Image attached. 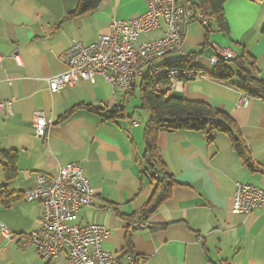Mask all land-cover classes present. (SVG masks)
I'll return each mask as SVG.
<instances>
[{"label":"crops","instance_id":"0c3cea01","mask_svg":"<svg viewBox=\"0 0 264 264\" xmlns=\"http://www.w3.org/2000/svg\"><path fill=\"white\" fill-rule=\"evenodd\" d=\"M77 2L0 0V264H67L64 256L43 259L32 247L21 245L20 236L33 231L41 215L39 202H27L21 193L35 186L37 174L53 178L59 166L71 162L81 166L93 197L70 223L106 227L102 247L116 257L117 264H125L127 255L141 264H264V208L248 214L234 210L237 182L264 187V100L241 92L237 77L220 82L197 74L168 92L227 114L256 170L244 165L224 133L209 142L200 131H161L158 152L175 184L170 197L147 219H140L138 213L155 188L141 173L149 112L141 107L140 78L128 94L118 90L115 95L100 75L94 83L79 81L56 93L49 91L47 80L65 70L60 55L72 39L93 43L109 31L113 20L143 13L146 4L102 0L95 10L68 18ZM223 15L226 32L210 22L207 35L205 28L191 23L184 52L156 64L195 54L193 63L199 72H211L213 44H218L231 49L233 58L248 52L257 76L264 80V0H227ZM163 31L160 21L158 28L138 39H157ZM14 54L20 56L21 65ZM85 105L116 109L118 116L108 120ZM36 111L52 120L46 138L34 135ZM3 151L15 155V175L8 180L3 169L8 156ZM141 221L147 227L131 226Z\"/></svg>","mask_w":264,"mask_h":264},{"label":"built area","instance_id":"2783aa9c","mask_svg":"<svg viewBox=\"0 0 264 264\" xmlns=\"http://www.w3.org/2000/svg\"><path fill=\"white\" fill-rule=\"evenodd\" d=\"M146 10L127 20H113L109 31L98 36L95 42L84 45L72 39L61 53L60 59L65 70L47 80L48 89L56 93L66 86H74L79 81L95 82L102 76L112 87L128 94L136 78L144 75L147 68L155 90L178 89L181 82L196 75L185 68L153 67L155 63L171 54L184 52L185 35L188 25L197 23L205 28L209 25L208 14L193 9L187 0H144ZM164 23V31L157 39L139 41L140 34L159 27ZM214 55L210 63L232 59L235 55L229 48L213 44ZM13 57L21 65L18 54ZM3 56L0 53V63ZM166 81V85L162 83ZM246 103L243 97L242 104ZM2 103H0V107ZM11 112L9 103L5 104ZM52 120L44 112L36 111L32 118L34 135L46 138ZM27 202L37 201L41 215L36 218V228L21 235V245L32 247L43 259L53 260L64 256L67 264H117L116 257L103 249L102 243L108 230L101 224L74 225L70 221L93 197V189L81 166L66 163L58 167L55 177L43 173L36 175L35 186L21 193ZM264 208V187L237 182L234 190V210L248 214ZM132 227L145 228L143 221L132 222ZM4 229V226H1ZM125 264H141L132 255L126 256Z\"/></svg>","mask_w":264,"mask_h":264},{"label":"trees","instance_id":"16d2710c","mask_svg":"<svg viewBox=\"0 0 264 264\" xmlns=\"http://www.w3.org/2000/svg\"><path fill=\"white\" fill-rule=\"evenodd\" d=\"M227 0H197L190 3L195 10H201L208 14L210 22L216 25L220 31H227V24L223 15V4ZM259 1V0H251ZM102 0H78L76 9L68 15V18L82 15L95 10ZM210 22L205 27V32L210 33ZM264 34V25L261 28ZM195 54L184 58H178L165 63L156 64L153 67L185 68L191 70L194 75H208L220 82H226L233 77L239 80L238 88L244 94L264 100V80L255 72V62L248 52L236 58L218 60L211 72H199V68L193 63ZM151 67L140 77L141 107L148 110L149 118L143 129V176L155 183L154 191L140 209V219H147L159 205L170 197L171 188L175 184L173 176L167 171L157 148V135L161 131H200L203 132L209 142L213 141L218 133H224L230 138L234 152L241 158L244 165L251 171L256 170L243 138L233 120L224 112L212 108L206 103L189 101L175 95H167L168 89L155 90L150 79ZM166 85V81H162ZM78 107V106H77ZM87 110L93 111L105 119L111 120L118 116V110L97 108L85 105ZM73 109L70 110V112ZM2 154L8 161L3 165L6 180L15 175L14 154L3 151ZM4 187V186H3Z\"/></svg>","mask_w":264,"mask_h":264},{"label":"rangeland","instance_id":"374dc122","mask_svg":"<svg viewBox=\"0 0 264 264\" xmlns=\"http://www.w3.org/2000/svg\"><path fill=\"white\" fill-rule=\"evenodd\" d=\"M190 1H193V2H194V1H196V0H190Z\"/></svg>","mask_w":264,"mask_h":264}]
</instances>
